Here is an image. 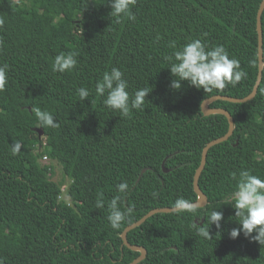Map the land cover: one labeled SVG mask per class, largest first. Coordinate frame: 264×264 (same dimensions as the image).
Returning a JSON list of instances; mask_svg holds the SVG:
<instances>
[{
    "label": "trees",
    "instance_id": "trees-1",
    "mask_svg": "<svg viewBox=\"0 0 264 264\" xmlns=\"http://www.w3.org/2000/svg\"><path fill=\"white\" fill-rule=\"evenodd\" d=\"M261 1L136 0L130 8L135 20L124 15L117 23L108 0H0V65L8 66L0 91L2 264H129L139 251L123 244L127 225L178 198L196 200L193 176L201 151L228 130L226 116L203 114L201 102L251 92ZM261 23L264 61V9ZM196 38L208 47L222 45L246 78L211 92L187 81L173 89L164 56L172 55L171 42L178 49ZM69 52L76 53V66L53 72L54 57ZM113 67L124 74L130 99L141 88L149 91L142 109L130 108L128 117L108 109L96 92ZM81 87L89 90L84 101ZM210 106L227 109L234 130L207 151L198 179L207 203L196 213H155L129 230L128 241L147 251L137 264H264V245L243 232L230 237L240 227L231 204L240 171L264 179V65L251 100L218 99ZM35 107L59 126H42ZM17 141L22 147L13 155ZM43 156L61 165L66 188L63 178L52 179L54 168L40 161ZM121 182L129 185L125 193L116 190ZM100 193L106 204L96 209ZM115 196L121 210L132 208L120 229L107 218V202ZM216 209L223 212L220 228L207 220ZM193 223L209 228L212 238L199 236Z\"/></svg>",
    "mask_w": 264,
    "mask_h": 264
},
{
    "label": "clouds",
    "instance_id": "clouds-1",
    "mask_svg": "<svg viewBox=\"0 0 264 264\" xmlns=\"http://www.w3.org/2000/svg\"><path fill=\"white\" fill-rule=\"evenodd\" d=\"M111 7L110 17L115 18L117 23L119 19L127 15L130 20H135V15L130 12L131 6L135 5L136 0H108ZM2 23V21H0ZM174 49L172 55L164 56V60L170 62L171 74L175 79L171 82L173 89H180L182 81H187L197 89H203L205 92H211L213 89L223 90L226 86H236L242 79L246 78L247 73L240 67L238 59L230 58L228 52L222 45L208 47L201 39L196 38L188 41L182 47H176L175 42L169 45ZM77 64L76 53H60L54 57L52 71L64 73L73 69ZM7 64L0 65V91H2L7 82ZM128 83L124 79V74L119 68L113 67L105 72L102 79L96 83V92L104 97L103 104L110 110L118 111L121 116L128 117L131 109H142L144 100L149 93L147 88H141L135 91L130 99ZM80 100L84 101L89 97V90L81 87L78 90ZM106 93V96H105ZM35 117L42 126L49 128L58 127L54 116L39 107L32 109ZM22 145L19 141L14 142L12 154L17 155ZM235 178V174H233ZM129 185L127 182H121L116 185L119 193H125ZM156 196V193H153ZM120 196H115L110 202H107L108 221L113 229H120L127 217L132 213V208L121 210L119 206ZM103 193L98 194L95 208H105ZM235 209V217H238L239 228H233L230 231V237L235 239L241 232L245 237L257 241L264 245V179L251 174L248 170H242L236 184V190L233 193L231 202ZM198 202H191L185 198H178L173 205V211L176 213H196ZM223 219V212L213 210L207 217L210 225L215 224L220 228V222ZM193 228L197 234L205 239H211L209 228L197 227L193 223ZM255 231L256 235H252ZM2 264V262H0Z\"/></svg>",
    "mask_w": 264,
    "mask_h": 264
},
{
    "label": "water",
    "instance_id": "water-1",
    "mask_svg": "<svg viewBox=\"0 0 264 264\" xmlns=\"http://www.w3.org/2000/svg\"><path fill=\"white\" fill-rule=\"evenodd\" d=\"M263 9H264V0H262L260 2L258 10H257V15H256V29H257V36H258V45H257L258 71H257L256 80H255V83L253 85L251 92L244 97H233V96H228V95H223V94H216V95H212L210 97L205 98L201 102V111L203 114L208 115V114H213V113H220V114H223L224 116H226V118L228 120V130L222 136H219V137L214 138V139L210 140L209 142H207L201 151L200 162H199V165L197 166V168L194 172V176H193V188H194V191L197 195V198H196V200L191 201V202H198V204H199L198 207H202L207 203V196L200 189L199 184H198L199 175H200L201 171L203 170L205 162H206L207 151L213 145L227 140L232 135L233 130H234V120H233V117L230 114V112L227 109L222 108V107H211L210 104L213 101L218 100V99H222V100H226V101L234 102V103L246 102V101L251 100L255 96V94L257 92L258 85H259L261 78H262V71H263V65H264L263 47H262L263 35H262V23H261V14L263 12ZM34 130L37 132L39 137H41L43 135V130L40 127H35ZM162 166H163V164H162ZM144 170L145 169H143L142 172ZM163 170L167 171V169L164 166H163ZM172 211H173V206H164V207L152 208L151 210L146 212L143 216H141L138 220L132 222L131 224L127 225L123 229V231L121 232V235H120L121 239L123 241V244L131 250L139 251V255L137 257H135L129 264L139 263L142 259L145 258L147 251H146L145 247L140 246V245L131 244L128 241V239H127L128 231L139 226L148 217H150L151 215H153L155 213H169ZM202 221H203V218H201V222ZM195 222H197V219H195Z\"/></svg>",
    "mask_w": 264,
    "mask_h": 264
},
{
    "label": "rangeland",
    "instance_id": "rangeland-1",
    "mask_svg": "<svg viewBox=\"0 0 264 264\" xmlns=\"http://www.w3.org/2000/svg\"><path fill=\"white\" fill-rule=\"evenodd\" d=\"M40 161L42 163H50L53 168H54V173L52 175V179L54 180H61L62 178L64 179V187L66 188V186L68 185L69 179L67 177H64L63 173H62V168L61 165L59 163H57L56 161L53 160H44V159H40ZM62 196L64 198H66V195H64V193L62 194Z\"/></svg>",
    "mask_w": 264,
    "mask_h": 264
},
{
    "label": "built area",
    "instance_id": "built-area-1",
    "mask_svg": "<svg viewBox=\"0 0 264 264\" xmlns=\"http://www.w3.org/2000/svg\"><path fill=\"white\" fill-rule=\"evenodd\" d=\"M42 159H44V160H48V158H47L46 156H43Z\"/></svg>",
    "mask_w": 264,
    "mask_h": 264
}]
</instances>
